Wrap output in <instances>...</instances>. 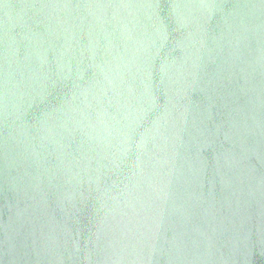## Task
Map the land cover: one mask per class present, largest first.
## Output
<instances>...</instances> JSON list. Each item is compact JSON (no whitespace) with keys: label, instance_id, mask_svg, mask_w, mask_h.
Segmentation results:
<instances>
[{"label":"water","instance_id":"95a60500","mask_svg":"<svg viewBox=\"0 0 264 264\" xmlns=\"http://www.w3.org/2000/svg\"><path fill=\"white\" fill-rule=\"evenodd\" d=\"M0 264H264V0H0Z\"/></svg>","mask_w":264,"mask_h":264}]
</instances>
